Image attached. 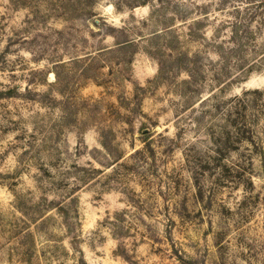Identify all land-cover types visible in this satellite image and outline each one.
Returning a JSON list of instances; mask_svg holds the SVG:
<instances>
[{
	"label": "rangeland",
	"instance_id": "1",
	"mask_svg": "<svg viewBox=\"0 0 264 264\" xmlns=\"http://www.w3.org/2000/svg\"><path fill=\"white\" fill-rule=\"evenodd\" d=\"M142 1L0 0V264H264V2Z\"/></svg>",
	"mask_w": 264,
	"mask_h": 264
},
{
	"label": "trees",
	"instance_id": "2",
	"mask_svg": "<svg viewBox=\"0 0 264 264\" xmlns=\"http://www.w3.org/2000/svg\"><path fill=\"white\" fill-rule=\"evenodd\" d=\"M157 1V4H164L165 2L164 1H161V0H156ZM166 2H167V4H169V3H171V0H165ZM257 3H260V5H262V3L264 2V0H259V1H256ZM150 3V1L149 0H147V1H142L140 4H149ZM149 5H151V6H153V3H150ZM168 7H170L169 5H168ZM173 18V17H172ZM193 35V34H192ZM218 54V53H217ZM218 55H220V54H218ZM247 132V130L246 129H243L242 130V133H246Z\"/></svg>",
	"mask_w": 264,
	"mask_h": 264
}]
</instances>
